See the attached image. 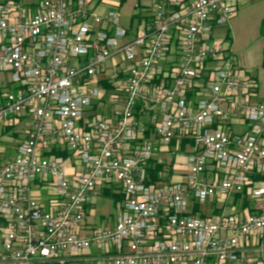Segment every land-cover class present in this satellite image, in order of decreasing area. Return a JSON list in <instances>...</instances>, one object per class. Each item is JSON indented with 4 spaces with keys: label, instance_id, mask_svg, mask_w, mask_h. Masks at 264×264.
I'll use <instances>...</instances> for the list:
<instances>
[{
    "label": "built area",
    "instance_id": "1",
    "mask_svg": "<svg viewBox=\"0 0 264 264\" xmlns=\"http://www.w3.org/2000/svg\"><path fill=\"white\" fill-rule=\"evenodd\" d=\"M241 2L154 0L134 31L97 0H0V72L16 86L0 123L30 124L0 164V264H66L92 251L104 264H264V103L215 38ZM175 139L193 144L186 180L166 183L165 167L163 183H150ZM102 186L122 197L115 225L86 233ZM236 196L249 208L188 215L192 200Z\"/></svg>",
    "mask_w": 264,
    "mask_h": 264
},
{
    "label": "rangeland",
    "instance_id": "2",
    "mask_svg": "<svg viewBox=\"0 0 264 264\" xmlns=\"http://www.w3.org/2000/svg\"><path fill=\"white\" fill-rule=\"evenodd\" d=\"M113 5H117L119 11L120 19L122 25L130 29L131 26L135 25L132 23L134 15L137 13L143 15L146 13L147 6L152 3L153 0H125L121 3V0H106ZM255 2H263L264 0H254ZM246 8V9H245ZM244 12L241 13V10ZM240 15L238 19L234 18L231 20V24L217 28L215 33V38L225 41V45H230L231 50L235 57H237L238 62L240 61L241 66L245 71H249V76L255 78L257 77L258 89L257 95L254 97L253 101H261L264 103V68L262 67V54L264 37L261 36V26L257 24L256 15L251 13V8L249 6L241 7L239 6ZM141 12V13H140ZM238 12V14H239ZM137 26H134V31L137 30ZM229 34V39L227 35ZM12 90L11 77L7 73L0 72V92L6 93ZM1 131V126H0ZM0 137L3 141H7L9 138L10 142H14L15 138L11 136L1 135ZM248 201L245 197H238V199L230 198L223 202L217 203L220 212H212L210 207H204V212L207 218L217 217L220 213H240L248 205H245ZM110 199H99L95 206V216L88 218V222L95 225V228L103 229L109 227L114 218L117 215L116 205H113ZM250 204V203H249ZM119 205V204H118ZM66 264H104L101 259H94L90 256L75 258L68 261Z\"/></svg>",
    "mask_w": 264,
    "mask_h": 264
},
{
    "label": "crops",
    "instance_id": "3",
    "mask_svg": "<svg viewBox=\"0 0 264 264\" xmlns=\"http://www.w3.org/2000/svg\"><path fill=\"white\" fill-rule=\"evenodd\" d=\"M153 2H154V0L152 1V3L150 5L147 6V10H146L145 14H143V15L140 14L142 18H145L148 15V10H149L150 6L153 4ZM240 5H241V7L249 6V8L252 9L251 13L253 15L254 14L256 15L257 24H259V26H261V23L264 20V1L257 3L254 0H242ZM116 6L117 5H113L110 2H107L106 0H102L100 2V5L98 6V8H99V12L104 13L109 8L116 7ZM238 12H239V10H238ZM238 12H237L236 16L234 17V20L238 19V17H239L240 12H239V14H238ZM243 12H244V9L241 10V13H243ZM216 32H217V29L215 30V33ZM227 46L230 49L232 47L230 45H227ZM262 49H264V45H263ZM262 60H263V54H262ZM238 63H239L240 68L244 72H246L245 69L241 66L240 61ZM247 72L250 74L249 71H247ZM253 76L257 80V77L255 75H253ZM15 89H16V86H14L12 84V90H10V91H14ZM257 89H258V82H257ZM10 91H8V92H10ZM256 95H257V91H256L255 96ZM3 96H4V93L0 92V101L2 100ZM233 125H234V128H236L239 131L245 130L244 125H240L236 121L233 122ZM0 126H1V131H0L1 135L5 134L6 136L8 135V136L15 138L14 142H10L9 138L7 141H3L0 137V164H3L7 161L14 160L16 155H17V150H18L19 146L23 142H25L27 135H28L29 128H30L29 118H27L26 116H21L17 121L13 122V124H11L10 126L6 127L1 123H0ZM184 141H186V140H179V139L173 140L169 150L161 152L159 154V156L157 157L156 162L163 164L164 168L166 167L169 170V178L166 180L167 181L166 183L183 182L186 180V176L188 174L186 161H187V156L190 153H192V151H193V144L190 141H188L187 143H185ZM67 161H68L67 162L68 171L71 173V172H73V168H74V164H75L74 159L68 158ZM215 173H218L217 169H215L214 171L211 170L209 172L208 176L211 177ZM99 191H100V195H99L98 199L96 200V202L101 198L103 200L106 199L107 201L110 199L112 202H114L112 197H111V194L112 193L118 194L115 188H108V187H103V186L99 188ZM34 194L39 201L47 204V201L49 199V193L42 184L39 183V184H36L34 186ZM230 198H228V199H230ZM96 202L92 206H89L86 210V218H85L86 233H89V232H92V231L98 229V228L94 227L95 225L88 222V218H90L91 216H95L94 206H95ZM214 202H216V204L219 203L216 200H214ZM210 203L211 202L207 203L206 205L204 204L202 206V208H203L202 210H204V207H210L211 209H213V207ZM112 204L116 205L117 210H119L118 204H120V202L117 204L114 202ZM191 205H192V202H191ZM217 207H218V205H217ZM190 208H191V206H190ZM190 208H189V210H190ZM117 214H118V211H117ZM222 214H226V213H222ZM228 214H232V213H228ZM116 217H117V215H116ZM115 221H116V218H114L112 224L109 227H113L115 225ZM3 251L4 250L2 247V240L0 239V255L3 253ZM88 256H90L91 258H94V259H100L98 257L97 251H92L90 254H87L84 257H88ZM35 264H55V263L36 262Z\"/></svg>",
    "mask_w": 264,
    "mask_h": 264
},
{
    "label": "trees",
    "instance_id": "4",
    "mask_svg": "<svg viewBox=\"0 0 264 264\" xmlns=\"http://www.w3.org/2000/svg\"><path fill=\"white\" fill-rule=\"evenodd\" d=\"M98 2H101L102 0H97ZM125 0H121V3H123ZM141 20H142V17H141V15L139 14V13H137L136 15H134V18H133V22H135V23H132V24H135L136 26H138L139 25V23L141 22ZM134 25V26H135ZM134 26L132 25L131 26V30H134L133 28H134ZM137 28V27H136ZM261 36L262 37H264V20L262 21V23H261ZM227 38L229 39V34L227 35ZM262 67L264 68V49H263V60H262ZM248 74V73H247ZM249 75V74H248ZM252 78V77H251ZM256 83H257V80H256V78H252ZM2 100H3V97H2ZM1 100V101H2ZM0 101V102H1ZM185 143H187L188 142V140H186V141H184ZM52 154H54V155H57V156H62V157H65V158H67L68 156H69V152L68 151H61V150H57V149H55L54 151H53V153ZM152 167L150 168V176H151V182L150 183H154V184H162L163 182H162V179L160 178V175H161V173L163 172V169H164V166H163V164H161V163H158V162H156V161H152ZM255 179L256 180H258V179H261V180H264V176H256L255 177ZM107 193V192H106ZM111 197H112V199H113V201L117 204V203H119V202H121L122 201V197L120 196V195H118V194H114V193H112L111 194ZM238 197L239 196H236V198L238 199ZM211 205H212V207H213V209H212V212H220V210L218 209V208H216L217 207V204H216V202H214V201H212L211 203H210ZM204 204H200L198 201H196V200H193L192 201V205H191V208H190V210H189V212H188V215H191V216H193V217H200V218H207V215L205 214V212L202 210L203 208H202V206H203ZM206 205V204H205ZM245 205H248V207H249V202H247ZM220 215H221V213H220Z\"/></svg>",
    "mask_w": 264,
    "mask_h": 264
}]
</instances>
